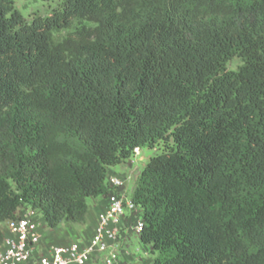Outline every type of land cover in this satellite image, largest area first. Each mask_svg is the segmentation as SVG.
Here are the masks:
<instances>
[{"label": "trees", "instance_id": "trees-1", "mask_svg": "<svg viewBox=\"0 0 264 264\" xmlns=\"http://www.w3.org/2000/svg\"><path fill=\"white\" fill-rule=\"evenodd\" d=\"M16 1L0 0V246L25 206L85 224L109 169L162 144L131 197L152 264H264V0H59L31 21Z\"/></svg>", "mask_w": 264, "mask_h": 264}, {"label": "built area", "instance_id": "built-area-1", "mask_svg": "<svg viewBox=\"0 0 264 264\" xmlns=\"http://www.w3.org/2000/svg\"><path fill=\"white\" fill-rule=\"evenodd\" d=\"M140 152L135 149L134 158ZM108 183L113 192L107 196V208L99 215V224L88 243L53 246L46 255L36 257L42 242V223L36 211L28 210L6 223L9 234L0 246V264H138L141 259L131 260L126 244L131 241L128 235L139 237L143 229L141 211L127 196L125 180L110 176Z\"/></svg>", "mask_w": 264, "mask_h": 264}, {"label": "rangeland", "instance_id": "rangeland-1", "mask_svg": "<svg viewBox=\"0 0 264 264\" xmlns=\"http://www.w3.org/2000/svg\"><path fill=\"white\" fill-rule=\"evenodd\" d=\"M16 8L24 15L27 21H31L33 18L37 16L45 17L50 15L52 10L59 5V0H22L16 1ZM64 34V33H63ZM62 34V35H63ZM242 65V61L238 58L233 59L228 63L227 67L229 70H238V68ZM162 150V144L156 147L155 149L144 148L140 152V156L137 158H131L125 164L118 165L113 167L116 172L121 174V179L125 180V191L129 198L132 197L134 188L136 186L135 179L138 178L142 169L145 167L148 160L159 153ZM134 160V163H133ZM125 175V176H124ZM128 238L131 241L127 242V246L129 251L136 256L138 260V264H145V261H150L153 259V255L151 253H147L145 251V247L140 244L139 237L135 234L128 235ZM144 261V262H143Z\"/></svg>", "mask_w": 264, "mask_h": 264}, {"label": "crops", "instance_id": "crops-1", "mask_svg": "<svg viewBox=\"0 0 264 264\" xmlns=\"http://www.w3.org/2000/svg\"><path fill=\"white\" fill-rule=\"evenodd\" d=\"M108 176H118L121 177V174L116 172L115 169L110 168L108 171ZM125 176V175H124ZM89 210L87 214L86 223L83 225L77 224H64L56 229H50L46 226L44 219L38 212L39 220L42 223L41 234H42V242L38 248L36 257H40L42 255H46L48 250L53 246H67L73 242L79 241L83 243H88L94 232L96 227L99 224V215L103 213L107 208V197H99L92 198L88 201ZM32 210L29 207L25 206L18 210L17 216L23 215L26 211ZM1 230L6 237L9 232L6 223L1 225ZM144 246V245H143ZM146 254L151 253V249L148 246H144ZM126 248L129 251V248L126 244ZM130 259L136 260V256H134L130 252ZM144 262V261H143ZM88 264H99L95 261H92ZM145 264H152V260L145 261Z\"/></svg>", "mask_w": 264, "mask_h": 264}]
</instances>
